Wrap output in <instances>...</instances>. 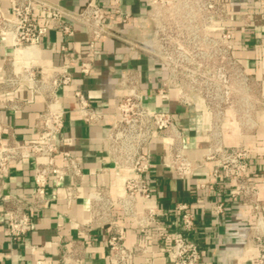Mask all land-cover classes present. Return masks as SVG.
Here are the masks:
<instances>
[{
  "label": "built area",
  "instance_id": "1",
  "mask_svg": "<svg viewBox=\"0 0 264 264\" xmlns=\"http://www.w3.org/2000/svg\"><path fill=\"white\" fill-rule=\"evenodd\" d=\"M108 12L102 0H86L77 9L63 6L55 0H9V12L0 0V60L3 49L11 48L9 66L0 74V98L10 110H23L28 103L13 92L24 86L41 96L45 107L39 113L34 140L21 142L14 135L4 136L5 124L0 120V205L7 206V227L12 238H19L33 228L34 211L45 208L50 200L62 198L68 207L81 196V184L86 173L80 158L61 145H72V138L61 136L65 126V98L75 102V108L85 123L95 125L113 117L104 138L111 166L97 174L100 182L88 193L89 215L80 224L88 229L108 228L110 264H131L142 247L128 248L123 226L116 211L131 220L142 232L161 223L163 212L153 200L152 184L147 173L153 166L150 147L161 140L167 153L171 172L180 179L190 178L198 166L213 162L215 177L230 179L235 189L233 198H241L257 213L251 228L256 263L264 264V208L259 199L260 180L250 173L251 150L245 142L228 145L225 140V117L239 97L240 82H253L238 56L237 33L241 27H256L253 9L256 7L264 27V0H147L153 22L152 44L148 50L168 71L158 94L173 98L183 106H193L208 116L203 132L207 138L204 152L193 158L187 149V134L176 110L152 108L145 102V92L134 74L125 77L126 91L119 96L113 112L97 110L88 96L74 86V70L88 76L103 38L109 33V13H119V0ZM129 18L127 14L124 18ZM45 28L65 36L73 33L76 24L88 31V51L70 54L59 64L43 62L42 46ZM244 45V44H243ZM28 49L33 53H22ZM33 160L34 191L30 200L2 195L1 182L11 166L23 160ZM112 175L107 180V175ZM69 178L67 182L66 179ZM203 186V185H202ZM177 210L183 228L189 230L195 222L189 204L180 202ZM224 204L217 205L222 213ZM157 237L164 240L174 264H200L201 250L197 242L179 232L161 230ZM60 264H86L81 256H64Z\"/></svg>",
  "mask_w": 264,
  "mask_h": 264
},
{
  "label": "crops",
  "instance_id": "2",
  "mask_svg": "<svg viewBox=\"0 0 264 264\" xmlns=\"http://www.w3.org/2000/svg\"><path fill=\"white\" fill-rule=\"evenodd\" d=\"M71 9L80 8L86 0H55ZM115 0H102L109 12ZM3 9L9 12V0H1ZM119 13H109V33L103 38L88 76L74 70V86L88 96L99 111H114L119 96L126 91L125 77L134 74L145 92V102L152 108L176 110L187 134L189 154L198 158L204 152L207 138L203 129L208 121L205 113L193 106L178 104L173 98L163 99L158 94L167 69L148 50L152 44L153 22L150 19L147 0H119ZM254 28L241 27L237 33V53L250 73L259 79L258 69L264 67V27L262 17L255 7ZM129 18L125 21V16ZM42 46L43 62L59 64L66 59L62 46L70 54H85L88 51V31L79 24L70 36L45 28ZM1 41V35H0ZM244 44V45H243ZM11 48H4L0 60V74L8 68ZM13 94L28 103L23 110H10L0 98V120L6 125L4 136L14 135L21 142L34 140L35 124L45 103L41 96L21 86ZM65 126L61 136L72 138V145H61L80 158L86 173L81 184V196L68 207L62 198L50 200L45 208L34 211L33 228L19 238H12L7 227V206L0 205V264H60L64 256H81L86 264H110L108 228L96 226L88 229L80 222L89 215L88 193L100 182L97 172L111 166L104 138L113 117L89 125L84 122L71 98H65ZM264 130L254 134H242L234 121L225 123V140L228 145L244 141L251 150L250 173L258 180L264 179ZM153 166L147 173L152 184L154 202L163 212L161 223L142 232L129 219L116 211L123 226L125 244L128 248L142 247L136 252L131 264H174L167 243L157 237L161 230L179 232L198 243L201 250L200 264H257L251 228L257 213L241 198H233L234 183L227 178L215 177L211 172L213 162L198 166L188 179H180L170 171L165 146L161 140L151 147ZM33 160H23L11 166L8 176L1 182L2 195L30 200L34 191ZM107 180L112 175L106 176ZM69 181V178L66 179ZM203 185V186H202ZM259 199L264 204V188ZM186 202L194 218L193 228L186 230L177 204ZM222 202L224 210L217 212ZM264 216V208L261 213Z\"/></svg>",
  "mask_w": 264,
  "mask_h": 264
},
{
  "label": "rangeland",
  "instance_id": "3",
  "mask_svg": "<svg viewBox=\"0 0 264 264\" xmlns=\"http://www.w3.org/2000/svg\"><path fill=\"white\" fill-rule=\"evenodd\" d=\"M257 71L264 79V67ZM247 72L255 79L253 82L239 83L237 89L240 95L235 98L231 111L224 116V122L227 123L230 119L240 128L242 134H254L260 129L264 130V81L248 69ZM260 185L264 186V179L260 180Z\"/></svg>",
  "mask_w": 264,
  "mask_h": 264
},
{
  "label": "bare ground",
  "instance_id": "4",
  "mask_svg": "<svg viewBox=\"0 0 264 264\" xmlns=\"http://www.w3.org/2000/svg\"><path fill=\"white\" fill-rule=\"evenodd\" d=\"M29 53H33V50L28 49V50L24 51L22 54L25 55V54H29Z\"/></svg>",
  "mask_w": 264,
  "mask_h": 264
},
{
  "label": "water",
  "instance_id": "5",
  "mask_svg": "<svg viewBox=\"0 0 264 264\" xmlns=\"http://www.w3.org/2000/svg\"><path fill=\"white\" fill-rule=\"evenodd\" d=\"M240 1H242V2H243L244 0H240Z\"/></svg>",
  "mask_w": 264,
  "mask_h": 264
}]
</instances>
